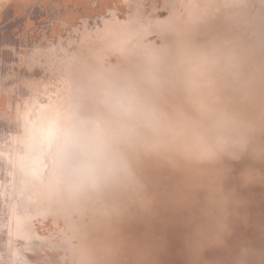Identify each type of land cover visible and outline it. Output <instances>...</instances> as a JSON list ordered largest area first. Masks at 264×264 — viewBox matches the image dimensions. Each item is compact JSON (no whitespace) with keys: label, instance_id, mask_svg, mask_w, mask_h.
<instances>
[{"label":"bare ground","instance_id":"1","mask_svg":"<svg viewBox=\"0 0 264 264\" xmlns=\"http://www.w3.org/2000/svg\"><path fill=\"white\" fill-rule=\"evenodd\" d=\"M106 4L58 42L0 50L1 87L11 74L24 82L0 109V264H131L134 252L192 264V217L210 193L229 202L227 230L200 264H264V104L253 91L264 0ZM162 113L186 152L207 135L183 122L196 114L242 122L247 146L202 162L148 154Z\"/></svg>","mask_w":264,"mask_h":264},{"label":"clouds","instance_id":"2","mask_svg":"<svg viewBox=\"0 0 264 264\" xmlns=\"http://www.w3.org/2000/svg\"><path fill=\"white\" fill-rule=\"evenodd\" d=\"M253 91L264 104V83L257 84ZM170 119L171 117L166 113H162L159 126L156 128L149 126L146 133L147 141L144 145L148 154L176 157L188 162H202L218 159L222 154L235 155L237 151H243L247 146L246 137L250 129L242 122L232 121L230 124L218 127L212 119L196 114L186 117L183 122L203 123L207 129V135L202 138V149L194 153L186 152L184 145L189 142L188 137L175 139L167 134L166 121ZM131 165V160L122 158L120 172L130 177ZM244 179L246 182H251L252 177L245 174ZM228 203L227 200H218L215 193H210L206 207L201 209L198 216L192 217L193 221L202 218L195 224L194 239L189 246L192 264H200L201 255L208 244L221 242L222 235L227 230ZM146 257L145 252H134L131 264H145Z\"/></svg>","mask_w":264,"mask_h":264},{"label":"rangeland","instance_id":"3","mask_svg":"<svg viewBox=\"0 0 264 264\" xmlns=\"http://www.w3.org/2000/svg\"><path fill=\"white\" fill-rule=\"evenodd\" d=\"M103 2L107 3V7H111L114 3L124 7L125 0H0V50H3L2 46H5V48H8L7 51L17 48L19 52L23 53V51L29 49L27 51L29 53L34 48L32 43L58 42L62 36L65 37L75 33V31L70 32L78 25H83V17L91 18L95 15ZM103 9H105V6L101 11H104ZM74 36L77 38L78 34ZM10 54L13 59L12 67H21L20 64H23L21 57H19L21 54L12 51ZM3 69L5 73L9 70L2 67ZM14 75L11 74L5 78V83H8L5 88L0 85V109L4 110L6 108L5 111L8 110V112L12 110L10 100L18 97L11 90V84L16 83L20 86L24 84L20 81V78ZM14 79L18 81L15 82ZM4 97H7V102Z\"/></svg>","mask_w":264,"mask_h":264}]
</instances>
